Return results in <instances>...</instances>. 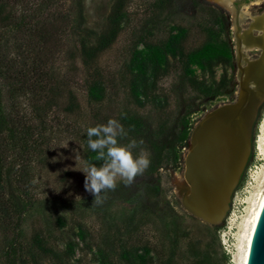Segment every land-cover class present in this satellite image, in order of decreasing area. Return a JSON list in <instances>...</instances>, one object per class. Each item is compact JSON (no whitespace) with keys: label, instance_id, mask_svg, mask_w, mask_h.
<instances>
[{"label":"rangeland","instance_id":"rangeland-1","mask_svg":"<svg viewBox=\"0 0 264 264\" xmlns=\"http://www.w3.org/2000/svg\"><path fill=\"white\" fill-rule=\"evenodd\" d=\"M31 1L34 4L40 0ZM58 1L60 10L67 9L71 3V0ZM112 1L83 0L82 27L93 33L87 44L93 45L96 34L104 31ZM146 1L129 0L126 24L90 68H97L106 81L105 97L98 103L88 97L89 70L75 48L76 23L73 30L61 32L59 40L56 39L48 71L51 83L59 89V97L57 105L45 117L47 132L40 157L42 164L33 166L31 172L35 193L42 202L26 216L21 228L22 241L29 248L35 247L36 239L44 241L41 244L54 251L64 250L70 243L72 254L67 264H242L249 234L246 222L264 191V108L256 122L264 91L249 128L250 151L242 180L234 189L221 222L211 225L190 214L182 205L179 191L186 182L184 158L195 126L211 111L238 100L239 61L244 67L259 62L264 69V21L260 20L264 19V0L258 6H249L248 15L240 23L226 7L204 0L229 14L233 60L230 66H213L211 72L191 67L190 78L195 84L182 89L180 95L177 85L181 69L177 58H168L154 77L149 71L137 77L136 71L130 69L131 33L139 26ZM252 1L236 2L241 8ZM175 7L176 14L165 31L174 34L178 29L186 30L181 42L182 52L186 54L207 42L208 36L195 28L201 16L189 0H178ZM170 28L173 29L170 31ZM241 32L243 45L239 49L236 35ZM148 42L154 44L156 40L150 38ZM137 50H144L143 45ZM256 81L262 83L264 90V78ZM251 86L252 92V83ZM135 89L138 92L134 95ZM15 99L20 113L27 117H32L31 107L41 103L32 93ZM124 107L148 116L155 128L179 120L186 130L174 136L173 149L163 150L156 162L151 149L141 146L133 149L134 156L141 153L147 156L149 167L130 186L118 178L116 189L106 193L105 202L92 206L94 197L85 190V175L81 172L88 165V151L82 147L79 137L83 130L95 124L94 117L114 119ZM58 218L63 222L59 223ZM3 249L0 234V264H4ZM39 261L54 264L48 256Z\"/></svg>","mask_w":264,"mask_h":264},{"label":"trees","instance_id":"trees-1","mask_svg":"<svg viewBox=\"0 0 264 264\" xmlns=\"http://www.w3.org/2000/svg\"><path fill=\"white\" fill-rule=\"evenodd\" d=\"M178 0H147L139 26L131 33L133 42L130 69L137 77L163 67L168 58L180 61L181 73L177 93L188 85H194L190 78L191 67L211 72L215 65L230 66L233 60L229 39L230 17L221 7L204 0H189L198 9L201 22L195 28L206 33L208 41L200 47L183 53L181 42L187 32L167 33L166 26L175 16ZM0 0V234L4 243L2 259L4 264H40L39 259L48 256L54 264H67L72 254L69 243L64 250L47 249L40 240L33 241L35 247H25L21 228L31 210L41 204L35 193L32 170L42 164L46 114L57 105L59 89L51 83L49 68L54 57L56 42L61 32L73 30L76 35L75 48L82 64L88 68V97L100 102L105 97L106 81L97 68H93L97 56L115 41L122 25L126 24V9L129 0H113L105 19L104 31L96 34L95 43L89 45L93 34L82 27L83 0H71L68 8L58 9V0ZM173 28H170V31ZM80 31V34L77 32ZM169 32V31H168ZM165 36V37H164ZM155 39L154 44L148 39ZM143 45L144 50H137ZM72 51H70V54ZM138 91L133 90V94ZM32 93L40 98V105L32 106V117L21 114L16 97ZM69 101L72 100L71 94ZM140 103L139 101H136ZM264 102L259 106L256 122L260 119ZM67 110L71 109L67 107ZM33 118V119H32ZM89 127L106 124L108 119L98 120ZM124 128L126 136L118 137L120 145H127L135 139L138 146L152 150L154 162L163 150L173 149L174 136L185 132V127L175 120L171 125H151L146 115L122 108L114 118ZM35 120L36 123H33ZM179 126V128H178ZM87 127L80 134V143L88 151L87 164L101 166L104 161L97 159V153L87 145ZM178 128V129H177ZM142 141V143H139ZM242 180V177L240 181ZM239 181V182H240ZM79 204V203H77ZM103 210V209H101ZM58 222L63 220L58 218ZM124 259L126 255H123Z\"/></svg>","mask_w":264,"mask_h":264},{"label":"water","instance_id":"water-1","mask_svg":"<svg viewBox=\"0 0 264 264\" xmlns=\"http://www.w3.org/2000/svg\"><path fill=\"white\" fill-rule=\"evenodd\" d=\"M233 6L238 16L241 9L236 1ZM236 38L239 40L238 35ZM239 88L243 98L211 111L195 126L184 158L183 176L190 189L182 205L211 225L218 224L225 216L249 156V131L243 129L241 119L247 93L240 82ZM247 264H264V204L253 232Z\"/></svg>","mask_w":264,"mask_h":264},{"label":"clouds","instance_id":"clouds-1","mask_svg":"<svg viewBox=\"0 0 264 264\" xmlns=\"http://www.w3.org/2000/svg\"><path fill=\"white\" fill-rule=\"evenodd\" d=\"M126 135L123 126L115 119L87 129L89 149L97 153V159L104 161L99 167L89 164L81 171L85 175L84 188L94 197L92 206L105 202L106 193L116 189L118 178L119 182L130 186L150 165V160L143 153L133 155L132 150L138 147L135 139L127 145L118 143V137Z\"/></svg>","mask_w":264,"mask_h":264},{"label":"bare ground","instance_id":"bare-ground-1","mask_svg":"<svg viewBox=\"0 0 264 264\" xmlns=\"http://www.w3.org/2000/svg\"><path fill=\"white\" fill-rule=\"evenodd\" d=\"M213 1H216L217 3H219L222 6L226 7L232 13V15L234 16V20L236 18L237 21H239V23L242 21L243 17L245 15H248V13H249L248 12L249 11V6L245 5L243 7V9H242V12L240 11L239 15L237 16L236 9L233 7V2L235 0H213ZM262 2H263V0H257L256 2H253L252 5H254V6L260 5ZM260 20L264 21L263 18L260 19ZM261 23H263V22H261ZM254 24H255V22H254ZM257 24H259V22H257L255 25H257ZM241 35H242V32L238 36L239 42H240L239 49H242V45H243V41H242ZM260 43H262V42H260ZM251 46L253 47L254 44L251 45ZM251 46H247V47L251 48ZM243 48L245 49L246 46H243ZM242 51L240 52V50H239L240 53H242ZM240 57H242V56H240ZM239 65H240L239 66L240 67V76H239L240 80H239V82L244 84L245 89H246V93H247V100H246L245 106L242 109L241 119H242L243 129H246V132L248 133L249 126H250L251 121H252V119L254 117L257 105L259 104V102H260V100L262 99V96H263V91H264L263 90V85H262V83H259L256 80L264 78V69L262 68L263 65L261 66L259 62L257 64H247L244 67V66L241 65V62L239 61ZM251 83L253 84V87H254L252 92H251V89H250ZM237 98L238 99L243 98V94H241V93L238 94ZM189 189H190V185H189V183L187 181L184 182L183 185L180 187L179 195H180V197L182 199L181 200L182 202L185 201V199H186V197H187V195L189 193ZM263 204H264V191L259 194L257 202L254 204V208L252 209V213H251L248 221L246 222L247 226L249 227V234L247 236V246H246V250H245V253H244V256H243L242 264H247V262H248L249 250H250V245H251L253 232H254L255 225L257 223V220H258V217L260 215V212H261Z\"/></svg>","mask_w":264,"mask_h":264},{"label":"flooded vegetation","instance_id":"flooded-vegetation-1","mask_svg":"<svg viewBox=\"0 0 264 264\" xmlns=\"http://www.w3.org/2000/svg\"><path fill=\"white\" fill-rule=\"evenodd\" d=\"M235 1H237V0H235ZM257 0H254V1H252V2H250L249 4H244L240 9V11L242 12V9H243V7L245 6V5H247V6H250L251 7V5L253 4V2H256ZM252 6H254V5H252ZM258 6V5H257ZM234 7V6H233ZM235 8V7H234ZM236 9V8H235Z\"/></svg>","mask_w":264,"mask_h":264}]
</instances>
